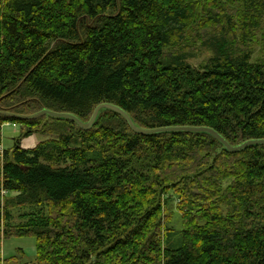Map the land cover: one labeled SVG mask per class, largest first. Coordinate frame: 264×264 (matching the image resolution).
Segmentation results:
<instances>
[{
	"label": "trees",
	"instance_id": "trees-1",
	"mask_svg": "<svg viewBox=\"0 0 264 264\" xmlns=\"http://www.w3.org/2000/svg\"><path fill=\"white\" fill-rule=\"evenodd\" d=\"M233 1L240 17L219 34L243 50L192 66L188 31L205 7ZM263 16L264 0H0V109L89 121L109 102L143 128L206 126L232 145L263 139L264 59L245 48ZM107 115L118 123L99 126ZM7 122L25 136L54 134L0 158V237L36 239L25 264H264V144L233 153L207 132L141 134L105 108L89 130L49 115L0 114ZM17 207L29 209L19 223Z\"/></svg>",
	"mask_w": 264,
	"mask_h": 264
},
{
	"label": "rangeland",
	"instance_id": "rangeland-1",
	"mask_svg": "<svg viewBox=\"0 0 264 264\" xmlns=\"http://www.w3.org/2000/svg\"><path fill=\"white\" fill-rule=\"evenodd\" d=\"M225 4V5H224ZM224 10L221 8H210L205 7L203 10V16H201L200 21L193 25L192 30L188 31L189 38L185 42L186 50L188 56L186 61L194 67H200L206 60L215 55V51L224 50L226 52L230 51H240L243 50L242 44L238 41L229 40L228 35L219 34V26H222L227 17L231 16L233 20L237 21L240 17L241 6L239 2L223 3ZM209 14L217 15L219 21L217 24L207 22V17ZM217 20V17L215 18ZM222 33V32H221ZM237 37H240V33H237ZM250 35L252 43L248 44L245 48L252 53L253 60L257 61L264 59V16L261 19L259 25L256 28L250 30ZM117 120L111 115L99 117L98 125L110 124L115 126ZM53 127L55 131H69L70 126L63 123H52L50 121H43L41 128ZM0 132L2 137V144L4 149L9 150L14 147L16 143H19L21 147L25 149H30L36 147L41 142H44L52 137L54 134H44L41 132H35L29 136H25V129L18 125L16 127L12 125L3 126L0 125ZM3 162V161H2ZM1 162V163H2ZM8 196H16V193H7ZM174 201L171 204V210L174 212L172 223L177 230L182 229V213L177 210L178 197L175 192L170 193ZM28 208H14L13 209V220L14 222H21L22 215L28 212ZM52 214H58L57 210H52ZM0 258L11 259L14 258L20 264L30 263L36 260V239L34 237H0Z\"/></svg>",
	"mask_w": 264,
	"mask_h": 264
},
{
	"label": "water",
	"instance_id": "water-1",
	"mask_svg": "<svg viewBox=\"0 0 264 264\" xmlns=\"http://www.w3.org/2000/svg\"><path fill=\"white\" fill-rule=\"evenodd\" d=\"M111 109L117 113H119L121 116L125 118L131 129L137 133L141 134H154V133H160L165 131H201V132H207L213 135L216 139H218L230 152H238L250 145L254 144H264V138L263 139H250L242 144L239 145H232L230 144L219 132H217L215 129L206 127V126H167V127H157V128H143L135 124L133 118L131 115L125 111L120 106L109 103V102H103L96 106L94 109V112L89 119V121H83L81 118H79L76 114L71 112H58L55 110H51L48 108H43L38 112H35L33 114H18L15 112H11L10 110L0 109V114L5 115L8 117H16L18 119H37L44 116H52L57 118H66L77 124L80 128L84 130H89L93 127L96 119L98 118V115L102 109Z\"/></svg>",
	"mask_w": 264,
	"mask_h": 264
},
{
	"label": "built area",
	"instance_id": "built-area-1",
	"mask_svg": "<svg viewBox=\"0 0 264 264\" xmlns=\"http://www.w3.org/2000/svg\"><path fill=\"white\" fill-rule=\"evenodd\" d=\"M6 125L8 124V125H12V126H14V127H16V126H18V124L17 123H12V122H7V123H5ZM3 126V125H2ZM3 152H4V146H3V144L2 143H0V158L2 159V156H3Z\"/></svg>",
	"mask_w": 264,
	"mask_h": 264
},
{
	"label": "crops",
	"instance_id": "crops-1",
	"mask_svg": "<svg viewBox=\"0 0 264 264\" xmlns=\"http://www.w3.org/2000/svg\"><path fill=\"white\" fill-rule=\"evenodd\" d=\"M4 261L6 260V259H3ZM1 258H0V261H3Z\"/></svg>",
	"mask_w": 264,
	"mask_h": 264
}]
</instances>
